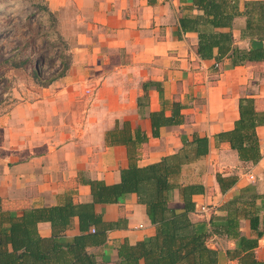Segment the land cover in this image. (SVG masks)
Segmentation results:
<instances>
[{
  "label": "crops",
  "instance_id": "obj_1",
  "mask_svg": "<svg viewBox=\"0 0 264 264\" xmlns=\"http://www.w3.org/2000/svg\"><path fill=\"white\" fill-rule=\"evenodd\" d=\"M244 1L237 0L239 10ZM47 8L61 26L67 50L59 55L68 60V68L46 86H16L11 96L5 91L0 99V208L19 212L60 203L65 196L88 201V179L119 181L120 170L129 164L128 146L111 139L122 134L124 123L129 130L125 137L133 138L136 130L146 135L136 148L140 166L179 150L189 152L172 180L203 185V192L192 197V220L207 221L209 214L201 212L202 205L217 208L247 185L264 191V157L255 163L242 161L217 136L233 129L241 98H252L255 110L264 111V60L232 65L230 58L201 59L196 53L197 33L179 27L182 15L201 12L192 0H47ZM244 25V16L234 18L233 44L250 49L257 39L243 34ZM147 82L159 87L148 85L145 90ZM145 94L139 106L138 98ZM175 101L182 106L184 121L161 126L153 136L148 113L162 110L169 116ZM255 133L261 154L264 124L257 125ZM196 136L208 140L203 155H194L190 145ZM245 169L256 179L249 180ZM217 174L237 178L221 191ZM170 204L183 210L177 189ZM97 209L107 220L127 218L126 228L108 234L109 257L118 241L127 238L133 243L155 231L135 193ZM261 219L264 230V210ZM38 229L42 236L51 234L49 222H40ZM240 230L256 236L248 219L241 220ZM76 232L74 218L66 233ZM211 239L220 249V264H235L226 255L235 240ZM256 253L264 259V232Z\"/></svg>",
  "mask_w": 264,
  "mask_h": 264
},
{
  "label": "trees",
  "instance_id": "obj_2",
  "mask_svg": "<svg viewBox=\"0 0 264 264\" xmlns=\"http://www.w3.org/2000/svg\"><path fill=\"white\" fill-rule=\"evenodd\" d=\"M200 10L197 14H185L179 18L182 32L195 31L198 36L196 53L201 59L230 58L232 65L257 63L264 60V0H245L239 10L237 0H192ZM48 11V10H47ZM51 13V12H50ZM245 18L243 34L257 39L250 49L233 44L231 27L234 18ZM28 59L12 63L23 67ZM61 70L48 80H40L38 67L33 76L42 86L65 74L68 60L61 59ZM148 85H157L147 82ZM159 87V85H157ZM146 94L138 98L141 101ZM181 104L173 102L171 114L164 111L148 113L152 135L157 136L161 126L179 124L184 121L180 113ZM264 124V111L254 108L252 98L239 101V117L233 129L219 133L237 151L242 161L257 162L259 152L255 133L257 125ZM120 136H113L111 142L122 141L128 146L129 164L120 170V179L114 183L88 179L91 199L76 202L71 196L54 205L25 207L19 212L0 208V264H220V249L208 245L211 237L233 239L236 245L226 249V255L235 264H264L257 256L258 239L263 235L261 211L264 210V191L254 185L243 187L233 197L220 204L211 212L208 220H192L189 213L194 211L193 195L202 193L204 187L198 183L180 184L172 180L183 163L189 159V152L179 150L159 161L140 166L137 163V145L146 140L145 134L135 131L132 138L125 137L126 123ZM194 155H203L208 150L206 137H194L191 141ZM236 175H216L221 191L231 187ZM177 189L183 203V210L171 206L172 191ZM130 193L137 195V201L144 205L145 214L155 226L153 234L133 243L127 238L118 241L115 254L109 257L108 234L112 230L127 227V218L105 219L97 205L117 203ZM77 219V232L67 235L73 219ZM242 219H248L255 237L244 235L240 230ZM40 222H49L51 234L42 236L38 229Z\"/></svg>",
  "mask_w": 264,
  "mask_h": 264
},
{
  "label": "rangeland",
  "instance_id": "obj_3",
  "mask_svg": "<svg viewBox=\"0 0 264 264\" xmlns=\"http://www.w3.org/2000/svg\"><path fill=\"white\" fill-rule=\"evenodd\" d=\"M47 10V0H0V99L5 91L11 96L16 86L38 84L33 76L35 67L42 81L61 70L59 54H66L67 44L56 15ZM24 59L29 60L27 65L12 66ZM248 169L246 176L249 172L254 176ZM208 207L217 212L215 207ZM209 242L217 246L215 240L209 239L208 245Z\"/></svg>",
  "mask_w": 264,
  "mask_h": 264
},
{
  "label": "built area",
  "instance_id": "obj_4",
  "mask_svg": "<svg viewBox=\"0 0 264 264\" xmlns=\"http://www.w3.org/2000/svg\"><path fill=\"white\" fill-rule=\"evenodd\" d=\"M214 66H215V68H219V62H215L214 63ZM261 156L262 157H264V142L261 144ZM248 177L250 178V179H252L251 181H253V179H254V176L249 172L248 173ZM201 212H203V213H208L209 215H210V213L211 212H215V210L213 209V208H209V207H205V206H201Z\"/></svg>",
  "mask_w": 264,
  "mask_h": 264
}]
</instances>
